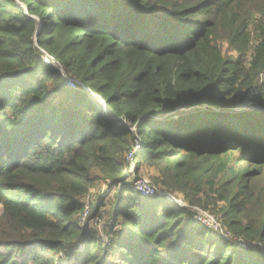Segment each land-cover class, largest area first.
Masks as SVG:
<instances>
[{"label":"trees","instance_id":"trees-1","mask_svg":"<svg viewBox=\"0 0 264 264\" xmlns=\"http://www.w3.org/2000/svg\"><path fill=\"white\" fill-rule=\"evenodd\" d=\"M261 77L264 0H0V264H264Z\"/></svg>","mask_w":264,"mask_h":264},{"label":"built area","instance_id":"built-area-1","mask_svg":"<svg viewBox=\"0 0 264 264\" xmlns=\"http://www.w3.org/2000/svg\"><path fill=\"white\" fill-rule=\"evenodd\" d=\"M43 61L50 66H54L53 59L47 55H44L42 57ZM60 73L66 83V85L70 88H75L80 86V84L73 80L68 78L67 76L64 75L63 70L59 69ZM93 96V95H92ZM93 98H96L94 95ZM104 107V105H103ZM128 130L132 133L135 134L136 132V125H126ZM140 149V143L138 140L134 139L133 144L131 148L125 153L123 160L124 164L126 166V172L128 176V182L132 188V190L140 195L141 197H146L150 198L152 196H155L157 194L162 195L166 200H168L172 205L180 208V209H185L190 211L193 214V219L204 226L205 228L215 232L219 236L225 238L226 240L232 239V236L229 234V232L222 226L221 222L214 216L212 215L209 211L204 210L200 207L197 206H191L189 205L185 200H183L180 196H172L170 193L166 191H159L149 180L140 177L138 175V169H137V164H136V155L137 152ZM106 186L102 184L100 186L101 191H105ZM102 192V193H103ZM95 193V190L91 191V194ZM89 210H88V196L85 201V209L83 213V218L87 216ZM102 213V212H101ZM92 226H95L100 230V225L97 220H92L90 221Z\"/></svg>","mask_w":264,"mask_h":264},{"label":"rangeland","instance_id":"rangeland-1","mask_svg":"<svg viewBox=\"0 0 264 264\" xmlns=\"http://www.w3.org/2000/svg\"><path fill=\"white\" fill-rule=\"evenodd\" d=\"M227 51V46L225 44L222 45V52L225 53ZM261 82H264V78L261 77L260 78ZM246 103H248V105L252 106L251 102L247 99ZM138 175L140 177H143L147 180H149L151 182V179L157 181V176L158 173L157 171L153 168V167H149V166H139L138 168ZM102 185V184H100ZM159 191H161L160 186H156V184L154 185ZM250 192H251V197L255 198L257 196H259L261 194V192L264 189V171L262 173L261 176H258L255 178V180L250 182ZM100 188V187H99ZM107 189V188H106ZM167 192V191H166ZM170 193V192H168ZM171 194V193H170ZM172 196H178V195H174L171 194ZM111 201V197H108V199L106 200V208L108 207L109 203ZM91 224V223H90Z\"/></svg>","mask_w":264,"mask_h":264}]
</instances>
